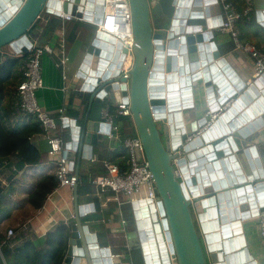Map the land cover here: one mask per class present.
<instances>
[{
    "label": "water",
    "instance_id": "water-1",
    "mask_svg": "<svg viewBox=\"0 0 264 264\" xmlns=\"http://www.w3.org/2000/svg\"><path fill=\"white\" fill-rule=\"evenodd\" d=\"M128 3L130 50L95 32L92 51L84 56L75 79L89 94V103L107 98L112 105L129 106L159 210L151 220L153 229L144 226L150 220L140 222L136 214L144 264H170L168 255L174 264H264L249 253L241 229V221L257 217L264 208V169L256 150L248 151L251 134L263 124L264 107L258 97L264 91L258 89L264 86V75L248 87L221 58L206 22L208 16L220 14L216 0ZM103 5V0H0V60L27 55L31 44L27 33L41 13H68L95 26L108 22L109 5L104 15ZM255 20L264 29V11H257ZM126 55L128 79L122 74ZM198 88L209 98L211 112L230 100L236 102L203 137L186 143L196 130L179 128L181 112L193 108L192 95ZM206 114L199 128L209 122ZM87 123V132L101 133L105 127L108 135V125ZM76 138L72 136L73 141ZM96 139L86 134L82 141L93 145ZM69 147L65 144L63 156L72 171L75 167L78 179L81 157ZM86 150L88 155L82 156L89 160L91 148ZM136 157L141 158L140 151ZM253 167L257 171H249ZM72 194L74 224L61 264H114L110 250L100 248L96 237L82 226L77 185Z\"/></svg>",
    "mask_w": 264,
    "mask_h": 264
},
{
    "label": "crops",
    "instance_id": "crops-1",
    "mask_svg": "<svg viewBox=\"0 0 264 264\" xmlns=\"http://www.w3.org/2000/svg\"><path fill=\"white\" fill-rule=\"evenodd\" d=\"M252 11L254 15L257 11H264V0H252ZM206 22L208 23L207 29L213 32V41L221 58L225 59L235 77L248 87L254 85L258 79L254 80L252 59L247 54L234 51L231 38L219 31L222 24L221 12L213 17L208 16ZM256 24L260 29L256 28L255 24L246 27L240 25L239 33L244 38L250 39L259 49H264V31H262L264 29L259 23L256 22ZM28 38L37 45H48L52 49V53L45 54L41 60L42 88L37 91L36 99L44 111L57 119L58 132L64 141L63 150H65V144L69 143L70 152L81 157L78 169L77 203L83 211L82 226L88 229L90 235L96 237L100 248L110 250L114 264H144L139 236L140 228L136 223V213L131 203L122 197L119 201H115L111 192L96 190L88 185L92 179L106 175V173L103 174L106 171V165H112L114 161L124 159L118 140L109 139L108 135L104 134L108 128L102 127L101 133L85 130L87 122L102 123L100 111L105 108L92 110V105L96 102L89 103V94L80 90V83L75 79L76 71L84 56L92 51L95 26L76 18L70 21L62 20L43 12L33 25ZM61 46L68 58L64 66L60 65ZM7 58L23 61L25 57L21 55L3 56L0 63ZM126 65L127 61L124 66ZM20 76H22V63L11 85L6 88L3 100L4 124L10 132L32 121L30 117L22 115L17 110L15 90L16 83L22 78ZM258 91L263 93L264 86H261ZM193 92V108L181 112L182 121L179 122L181 123L179 128L183 127L186 132L195 129L197 133L206 125L198 127L199 123L204 120L206 111L211 112L209 111L210 100L203 89L198 88ZM258 99L264 107V96L261 95ZM103 102L110 103L107 98H104ZM234 102L236 99L224 104L226 109L221 114L227 112ZM247 109L248 106L245 109L242 108L241 111ZM60 111L62 113H59ZM261 118L263 124H259V128L251 134L248 151L250 152V148L256 150L257 158L261 160L264 169V111ZM255 120L253 122H256ZM208 129H204L196 137H203ZM86 134L96 136V143L92 145L83 142ZM73 135L77 136L74 141L72 140ZM29 143L40 156L39 164L19 169V158L16 155L0 160V187L5 195L1 202L2 209L0 208L2 210L0 235L7 242L9 259L19 252L21 256L26 254L33 256L37 252L44 251L43 240L49 231L60 223L68 227L74 224L75 207L72 188L57 186L47 195L38 209L29 204V196L35 191L38 181L44 177L54 176V167L49 163L47 156L48 146L41 132L34 134ZM90 148L91 159H84L82 155H88L86 149ZM247 161H253V158ZM250 170L257 171V168H249ZM72 172L75 174V167ZM147 223L144 226L154 228L151 220ZM241 229L249 253L257 262L264 263V244L259 235L257 217L241 221ZM8 230L13 231V236L10 238L6 235ZM0 264H7L1 253ZM27 264H39V262Z\"/></svg>",
    "mask_w": 264,
    "mask_h": 264
},
{
    "label": "built area",
    "instance_id": "built-area-1",
    "mask_svg": "<svg viewBox=\"0 0 264 264\" xmlns=\"http://www.w3.org/2000/svg\"><path fill=\"white\" fill-rule=\"evenodd\" d=\"M103 1V15L106 11V5H109L108 22L103 24L102 21L100 24L95 25V32L107 35L130 50L133 43V35L128 0ZM216 1L220 6L222 16V24L219 31L231 38L234 51L247 54L252 59L254 80L259 79L264 75V53L254 45L241 41L237 27L240 14L235 6L228 0ZM8 10L9 8L7 7L5 11ZM251 11L252 0H245L243 15L246 16ZM57 17L66 21L73 19L68 13L63 12ZM60 52V65L64 66L67 64L68 58L65 56L63 46L60 47ZM51 53L52 49L48 45L40 46L31 42L22 65V80L15 90L16 105L17 110L22 115L34 119L39 124L41 134L44 136L48 146L47 156L49 163L54 167V176L58 186L72 188L77 185L78 179L68 166L67 159L63 156L64 141L58 132L57 119L44 111L36 99L37 91L42 88L41 60L45 54ZM126 61L127 65L123 67L122 71L124 79H128L129 55H126L124 64ZM114 108L116 116L126 118L132 123L131 113L127 104L121 103L114 106ZM225 109L226 106L223 105L217 112H208L206 115L210 118L209 122L206 123L202 130L188 137L187 141H192L201 131L208 129ZM59 113L62 112L60 111ZM100 119L102 123L110 128L108 138L118 140L128 168L127 171L121 172L115 165H106V175L92 179L90 181L91 186L96 190L111 192L115 201H119L120 197L128 200L133 206L135 213L139 216L140 222L152 220L159 213L158 200L155 195L154 180L143 157L139 138L136 135L130 138H122L118 134V127L114 123V116L108 108H103L100 111ZM136 151L141 152L140 159L136 157ZM257 220L259 235L264 244V208L259 209ZM6 235L8 238L12 237L13 231L8 230ZM168 258L169 263L174 264V259H171V255H168Z\"/></svg>",
    "mask_w": 264,
    "mask_h": 264
},
{
    "label": "trees",
    "instance_id": "trees-1",
    "mask_svg": "<svg viewBox=\"0 0 264 264\" xmlns=\"http://www.w3.org/2000/svg\"><path fill=\"white\" fill-rule=\"evenodd\" d=\"M228 1L235 6L236 10L240 14V18L237 22L238 30L240 28V25L246 27L255 24L256 28L258 27L255 21V15L253 11H251L246 16L243 15V10L245 8V0ZM32 29L33 27L29 30L27 36L30 35ZM240 39L242 42H247L254 45L250 41V39L244 38L241 35ZM255 47L259 49L257 46ZM259 50L264 53V49ZM23 61L22 59L18 60L13 58H7L5 61L0 63V160L6 159L11 155H16L19 158V169H22L25 166H33L40 163V156L38 152L29 143L30 138L34 134L41 132L39 124L31 118V123L25 126H21L12 132L8 131L4 124L3 100L5 91L6 88L11 85V81L15 78V75L17 74L18 68L21 66V63L23 65ZM21 77L22 76H20V78ZM21 80H18V82L16 83V87L21 82ZM103 107L108 108L110 113L114 116V123L118 127V134L122 138H130L135 136V131L132 123L126 118L116 116L115 108L112 106V104L105 102L95 103L92 105V110H99ZM112 165L117 166L121 172L127 171L128 168L126 165L125 158L119 161H114ZM105 173L106 171H104L103 174ZM88 185L90 186V188L92 187L90 183H88ZM57 186L58 184L56 182L55 176H48L40 179L36 185L35 191L29 196V204L36 209L40 208L44 203L47 195ZM4 198V192L0 187V208L1 202ZM1 209L0 214L2 212ZM69 236L70 227L65 226L62 223L57 224L51 231L46 234L43 240L45 248L44 251L37 252V254L33 256H31L30 254L22 255L23 257L20 255L19 252L14 255L12 259H9L10 253L7 250V242L5 241V238L0 235V253L7 264H27L35 263L36 261H38L39 264L40 262L42 264H61L65 256Z\"/></svg>",
    "mask_w": 264,
    "mask_h": 264
},
{
    "label": "flooded vegetation",
    "instance_id": "flooded-vegetation-1",
    "mask_svg": "<svg viewBox=\"0 0 264 264\" xmlns=\"http://www.w3.org/2000/svg\"><path fill=\"white\" fill-rule=\"evenodd\" d=\"M221 12V11H220ZM188 141L186 140V143H187ZM184 145V144H183Z\"/></svg>",
    "mask_w": 264,
    "mask_h": 264
}]
</instances>
